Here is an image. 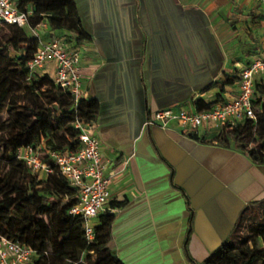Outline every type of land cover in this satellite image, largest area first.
Here are the masks:
<instances>
[{
	"label": "crops",
	"instance_id": "1",
	"mask_svg": "<svg viewBox=\"0 0 264 264\" xmlns=\"http://www.w3.org/2000/svg\"><path fill=\"white\" fill-rule=\"evenodd\" d=\"M73 1L92 39L80 43L83 87L100 104L95 133L116 173L106 207L111 250L124 264H190L184 243L193 214L189 254L204 262L231 240L243 210L264 199V164L219 144L210 125L185 132L145 123L161 108L217 101L225 74L239 75L264 54V3ZM50 31L42 29L45 40ZM236 90L225 87L224 99Z\"/></svg>",
	"mask_w": 264,
	"mask_h": 264
},
{
	"label": "trees",
	"instance_id": "2",
	"mask_svg": "<svg viewBox=\"0 0 264 264\" xmlns=\"http://www.w3.org/2000/svg\"><path fill=\"white\" fill-rule=\"evenodd\" d=\"M21 11L33 12L31 27L46 23L52 31L72 34L79 43L92 41L85 32L78 8L73 0H16ZM11 35L0 41V114L9 112V119L0 123V236L31 247L36 256L31 264H124L111 250L114 215L105 211L97 221L96 239L87 244L84 220L70 213L78 203L79 191L72 187L59 169L51 163L53 173L39 179L27 164L18 158L22 148L44 145L46 150L63 152L80 146L79 132L73 123L77 117L97 121L100 104L88 98L74 108L70 93L56 85L49 74L31 73L28 64L39 48V40L30 28L7 26ZM0 30V31H1ZM19 55L14 56L13 52ZM218 100L194 102L197 111L213 108L225 101V87L233 86L239 75L225 74ZM255 119H245L234 126L223 127L215 140L248 157L255 164H264V82H256L253 99ZM196 138L195 135H191ZM255 147L249 148V144ZM126 202L113 206L124 207ZM263 207L264 199L250 204ZM248 208V207H247ZM231 240L215 250L204 262L189 254L193 233V214L184 251L190 264H264V223L254 237L244 243L235 240L242 215ZM83 246L84 253L76 252ZM95 256V259L94 257Z\"/></svg>",
	"mask_w": 264,
	"mask_h": 264
},
{
	"label": "built area",
	"instance_id": "3",
	"mask_svg": "<svg viewBox=\"0 0 264 264\" xmlns=\"http://www.w3.org/2000/svg\"><path fill=\"white\" fill-rule=\"evenodd\" d=\"M264 3V0H255ZM33 12L21 11L16 0H0V30L7 26L30 28L39 40V48L29 62L33 74H49L56 85L71 94L74 108L77 109L82 99H88L83 87L85 79L84 58L85 45L72 41L73 37L64 38L50 31V39L45 40L42 29L49 28L46 23L31 27ZM264 80V54L256 57L244 67L236 81V95L213 108L197 111L187 108H161L146 121L145 127L171 129L178 127L185 132H193L205 125L214 128L234 126L245 119H255L253 99L256 82ZM196 100L193 101V104ZM79 132L80 146L63 152H52L44 145L22 148L18 158L24 161L35 174L46 177L53 173V163L70 185L79 191L78 203L70 213L81 216L85 240L89 245L96 239V226L99 216L106 211L112 198L111 184L116 176L109 172L110 161L103 152V142L95 133L96 122L77 117L73 123ZM35 251L28 246L0 236V264H31ZM95 259V256H93ZM86 264L85 255L79 261Z\"/></svg>",
	"mask_w": 264,
	"mask_h": 264
},
{
	"label": "rangeland",
	"instance_id": "4",
	"mask_svg": "<svg viewBox=\"0 0 264 264\" xmlns=\"http://www.w3.org/2000/svg\"><path fill=\"white\" fill-rule=\"evenodd\" d=\"M13 33L12 29H4L0 31V41L2 39V35H11ZM14 56L19 55L18 52H13L12 53ZM249 55L252 54V52L248 53ZM246 50L243 51L242 55L243 57L246 59L244 61H249V59H247V55ZM184 108H192L191 104L189 103L188 106H184ZM7 119H9V112L5 111L4 113L0 114V123L6 121ZM223 128H216V133L217 135L222 131ZM214 136L215 138L217 137ZM255 147L254 144L250 143L249 144V148ZM39 179H45L46 176L44 174H38ZM248 207V208H247ZM246 208L247 210L243 213L242 215V222L240 225L239 230L236 232V237L235 240L238 241L239 243H244L247 242L249 240H251L254 237V231L255 229L261 224L264 223V208L263 207H253L248 205ZM264 247V245H263ZM76 252H78V254L80 253L81 255H83L84 253V248L83 246L76 248Z\"/></svg>",
	"mask_w": 264,
	"mask_h": 264
},
{
	"label": "water",
	"instance_id": "5",
	"mask_svg": "<svg viewBox=\"0 0 264 264\" xmlns=\"http://www.w3.org/2000/svg\"><path fill=\"white\" fill-rule=\"evenodd\" d=\"M188 48V47H187ZM197 51H198V54L200 55V48L199 47H197ZM190 57H192V55L190 56ZM202 58V57H201ZM192 61H193V59H192Z\"/></svg>",
	"mask_w": 264,
	"mask_h": 264
}]
</instances>
